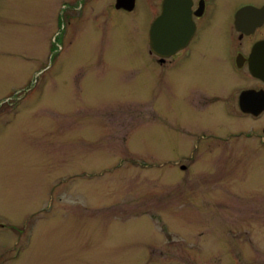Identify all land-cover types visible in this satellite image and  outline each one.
I'll return each instance as SVG.
<instances>
[{"label":"rangeland","instance_id":"374dc122","mask_svg":"<svg viewBox=\"0 0 264 264\" xmlns=\"http://www.w3.org/2000/svg\"><path fill=\"white\" fill-rule=\"evenodd\" d=\"M110 4L0 0V264H224L186 257L206 242L221 255L220 224L248 223L261 211L264 157L248 170L223 160L183 172L163 165L188 151L179 132L186 125L159 112L171 102L148 63L143 1L103 36L110 21H90ZM72 11L88 15L74 29ZM239 122L233 131L257 126ZM226 177L236 193L224 200L177 197L221 188ZM200 229L206 242L192 237ZM248 254L226 264H264V246Z\"/></svg>","mask_w":264,"mask_h":264},{"label":"flooded vegetation","instance_id":"af4514ba","mask_svg":"<svg viewBox=\"0 0 264 264\" xmlns=\"http://www.w3.org/2000/svg\"><path fill=\"white\" fill-rule=\"evenodd\" d=\"M109 1L114 4H110L107 9L104 7L101 11L103 13L94 15L90 21H110L103 36L118 20L126 19V14H138V0H126L125 8L116 7L117 0ZM142 1L144 11L138 18L143 19L147 25L143 35L150 57L148 63L154 67L162 89L164 93H169L171 102H162L158 107L159 112L177 117L174 127L186 125L179 132L186 135L183 144H186L188 151H176L175 157L164 160L163 165L177 167L183 172L186 167L192 170L196 162L221 166L219 162L223 160L222 166L248 170V167L257 163V156L264 157V0ZM72 12L73 16L67 21L70 23L75 19L74 29L78 20H87L88 15L85 13V16H81L82 13ZM154 21L157 22L155 51L149 44L150 27ZM243 119H250L257 126L249 128L247 132L237 126L233 131L232 121ZM242 135L253 139L255 143H226ZM220 140L219 145L212 143ZM211 181L213 184L219 182L216 178ZM220 184L221 188L206 192H179L177 197H219L224 200L226 195L236 193L230 188L232 184L227 177ZM260 198L264 199V196ZM208 208L205 209L208 211ZM263 212L264 207L261 211L254 210L248 223L242 224L237 216L234 223L220 224L218 238L223 243L221 255L209 248L210 244L206 245V230L193 232L192 237L203 239L206 243L202 254L189 255L187 260L219 257L226 264L228 261L240 263L248 258L251 250L257 249L258 245L264 246V223L255 224L253 220L259 218L264 222ZM187 216L198 220L209 218L210 214L193 212ZM155 219L161 220L157 215ZM0 228H3L1 223ZM161 230L168 239L171 230L166 229L165 225H161ZM167 244H172V241ZM162 256L163 248L159 254V257Z\"/></svg>","mask_w":264,"mask_h":264},{"label":"water","instance_id":"95a60500","mask_svg":"<svg viewBox=\"0 0 264 264\" xmlns=\"http://www.w3.org/2000/svg\"><path fill=\"white\" fill-rule=\"evenodd\" d=\"M126 0H117L116 1V7H122V8H125L126 7ZM156 29H157V22L154 21L150 27V32H149V44H150V47L152 48V50H156V43H157V40H156Z\"/></svg>","mask_w":264,"mask_h":264}]
</instances>
